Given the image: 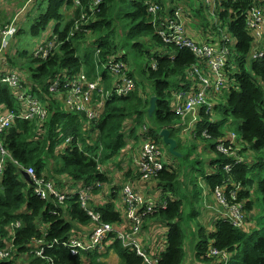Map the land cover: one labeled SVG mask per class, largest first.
<instances>
[{
  "label": "trees",
  "instance_id": "trees-1",
  "mask_svg": "<svg viewBox=\"0 0 264 264\" xmlns=\"http://www.w3.org/2000/svg\"><path fill=\"white\" fill-rule=\"evenodd\" d=\"M26 1L22 0V5ZM95 1L79 0L80 4L76 5V0H44L45 8L33 20L29 33L32 37H39L52 26L51 23H56L52 36L40 47L48 48L50 43H55L46 58L35 54L28 59V52L22 47H17L12 54L8 52L15 36L25 32L19 24L23 23L22 15L28 13L31 6L15 15L16 21H7V12L4 16L0 14V27L16 30L8 42L7 37H0V72L16 73L23 78L22 83L14 88L0 83V108L21 114L24 107L18 98L19 94L38 97L47 107L45 119L16 120L0 138L1 145L8 153L4 160L0 158V164L3 165L0 171V234L6 239H11L10 236L15 234L11 261L0 264H21L16 260L20 255L29 264H47V260L25 256L34 240L43 239L49 243L56 239L65 240L75 231L81 232V227H95L76 194L79 187L99 182L100 187L94 190L90 208L101 213L103 223L124 224L127 220L117 207V204L122 205L123 200L121 197L118 201L117 191L109 192L108 185L113 181V176L109 175L113 171L107 169L106 164L115 161L131 148L128 141L138 140V130L141 128L147 129L143 133L160 147L165 143L159 132L169 129L171 137L177 141L178 150V130L183 126L186 132H190L193 125H196L194 140L202 138L214 141L210 149L212 153L207 155L213 156L207 158L208 170L206 174L203 172L211 191L214 193L217 188H225L229 205H245L243 227H236L228 217L221 216V219L213 218L214 225L196 231V264H264V236L260 235L257 224L250 229L254 210L250 189L256 183L264 201V177L257 182L254 178L255 173L264 171V58L253 57L256 40L247 27L245 17L255 8L264 15V2L214 0L212 4H217L216 8L206 3V10H197L196 0H103L99 9L92 11ZM1 5L8 7L10 3L3 0ZM155 6L160 7L157 14L150 11ZM179 9L185 19L189 16L188 22L195 17L201 19L197 25L199 31L190 33L186 28L187 37L198 45L228 51L222 71L225 75L223 88L219 92L207 89L211 93L207 99L212 110L207 112V105H204L200 111L197 109L195 121L189 114L185 123L174 106L179 94L198 92L202 88L199 77L192 72L199 60L190 48L167 44L158 34L160 24L169 21ZM209 9L215 17L212 25L207 22ZM62 22H67L64 31L60 30ZM225 36L235 38L234 53L231 42L224 44ZM90 37L93 41L88 42ZM92 45V51L86 48ZM141 58L149 59L151 64L138 68L136 62ZM112 61L125 64V73L135 79L137 87L128 96L110 97L103 105L105 108L99 121L89 120L86 112L68 111L49 92V85L58 78L65 81L64 75L80 77L83 73L93 81L103 78L104 88L111 92L119 82V78L116 80L108 75L106 65ZM25 64L26 71L22 75ZM140 84L145 85V88L149 86L150 93L146 94L145 91H149L139 88ZM154 96L157 97L156 109L150 116L149 109ZM94 97L98 103L99 97ZM221 99L223 103L218 104L217 101ZM98 110L96 107L95 111ZM218 117L233 125L237 123L235 129L240 137L236 135L234 143L243 146L241 155L248 158L247 162L234 166L231 171H227L225 166L234 163V157L227 156L217 147L220 143L229 145L234 133L225 132ZM131 123L133 127L128 128ZM147 123L150 125L149 130ZM89 131L96 133V139ZM135 146L136 155L140 143L137 148ZM127 157L133 160L130 151ZM256 162L260 168L257 172L251 168ZM29 168L36 170L38 180L44 179L57 191L66 194V201L61 204L53 195L44 199L35 193L34 186L26 181L22 173ZM125 173L128 179L133 170L129 168ZM177 179V172L165 167L153 179L143 181L139 174V178L133 181L134 190L146 200L138 211L140 215L147 211V203L154 201L157 195L168 202L166 209L158 204L156 213L143 217L141 227V232L150 235L161 231V225L169 229L165 251L158 256L159 264L186 262L181 226L183 201L178 199L179 192L175 190ZM124 187L121 186L120 196ZM220 208L224 210L222 205ZM17 221L21 222V227L11 231V224ZM41 227H45V231ZM113 236L110 235L109 239ZM212 248L220 252V256H210ZM111 251L118 255L119 264H144V259L121 241L107 243L104 255L107 256ZM223 253L227 254L226 258L221 256ZM84 255L92 259L89 264H101L97 262V250ZM46 256L58 264H84L82 257L73 256L68 249L59 245L46 250Z\"/></svg>",
  "mask_w": 264,
  "mask_h": 264
},
{
  "label": "built area",
  "instance_id": "built-area-1",
  "mask_svg": "<svg viewBox=\"0 0 264 264\" xmlns=\"http://www.w3.org/2000/svg\"><path fill=\"white\" fill-rule=\"evenodd\" d=\"M34 1L38 0H28V3H32ZM254 1L264 2V0ZM213 2L214 0H206V3L209 5H211ZM102 3L103 0H96L93 5L94 9H92V11L99 9ZM79 4V0H76V5ZM159 10V6L151 7L150 9L153 14H157ZM245 17L247 21V27L256 40L253 57L254 59L264 58V15L259 9L255 8L251 9ZM13 21H16V19ZM83 21L85 20L83 19ZM15 31L16 30L12 27H0V37H3V39L6 37L11 38ZM158 34L167 44H175L176 46L182 48H190L199 60V62L194 65L192 72L199 77L202 88L198 90V92L192 91L190 93L179 94L177 97V103L174 106L176 112L182 116L183 123H185L189 114H192L190 115L191 117H196V112L199 107L207 105V112H210L213 107L210 103H208L207 98L211 96V93H208L207 89L210 88L214 89L215 92H219L223 88L225 75L222 71L225 67L228 51H219L209 45H198L196 42L187 37L186 24L183 20L182 11L180 9L175 12L174 16L169 21L160 24V27L158 28ZM228 42H231V39L228 36H225L224 44ZM54 47L55 43L52 42L49 44L48 48H39V50L36 52V55L46 58L49 53L52 52ZM99 52L100 51L97 53ZM204 63L206 66H204ZM106 68L108 75L113 78L115 77L116 80L119 78V82L114 86L111 92L104 88L103 78L100 77L101 80L97 79L93 81L85 73H83L80 77L77 75L73 77L64 75V78H66L65 81L58 78V80L49 85V92L53 94L57 100H61V103L59 101L58 102L64 105L67 110L69 109L73 113L86 112L89 116V120H97L100 117L103 105L110 97L114 95L128 96L134 92L137 87L135 79L130 78L129 75L125 73V64L123 62L112 61V63L106 65ZM22 79L23 78H21V76L16 73L3 74L0 72V83L9 84L11 88L21 84ZM211 81L214 82L213 85L211 84ZM95 95L99 97L98 103L95 102ZM18 98L21 102H26L25 104L27 106L28 112L14 114L7 111L3 112V108H0V138L3 132L10 128L16 119H24L27 121H33L36 117H38V119H45L47 107L38 99V97L32 96L31 94H19ZM96 107L99 109L98 111H95ZM88 108L90 111H88ZM236 139V134H233L231 136L229 145L226 146L225 144L220 143L217 147L219 151L226 154L227 156L234 157L235 162L225 166L227 171H231L234 166L246 162L245 157L241 155L243 146L237 144L235 145L234 140L236 142ZM70 140L71 139H69V141ZM138 153L139 154H136L133 160L143 181L153 179L158 172L165 169L166 165L163 162L162 148L154 143L152 138H143L142 142H140ZM6 155H8V153L4 146L0 143L1 160H4ZM2 168L3 165L0 164V171H2ZM26 171L36 185L35 193L44 199L53 195L61 204L66 201V194L57 191L51 183H47L44 179H37V172L34 168H29ZM98 187H100L99 182L92 186L77 188V195L81 200L82 208L91 217L95 227L89 229L81 227V232L75 231V233L69 239L65 240L56 239L50 243L44 241L43 239L34 240L29 245L30 250L25 254V256H34L38 259L47 260V264H58L53 258L46 256V250L53 249L56 245L68 249L73 256H80L83 258L85 253H93L96 250L103 251L107 243L109 245L112 241H121L125 247L134 249L136 253L144 259L145 264H159V255L157 253L149 257L146 252L140 251L137 241V232L140 230L141 234L143 217L149 213H156L158 204L162 205V209H166L168 202L160 199V195H157V198H155L154 201H149L147 203V211L140 215L138 211L142 206L145 205L146 200L139 192L134 190L130 182L126 183L122 193V208L126 210L125 219L127 221L124 224L128 222L132 224L131 231H128L122 228L125 227L124 224L112 225L103 223L101 213L90 208V202L92 200L94 190ZM225 193V188H222V190L217 188L213 193L219 205L224 207V210L216 207L209 208L213 210H219L218 214L223 217H228L234 226L243 227L245 222V205L242 203L229 205ZM119 206L120 204H117L118 208ZM20 227L21 222L17 221L11 224L10 230L15 231ZM110 235L114 236L109 239ZM3 239L6 238H3L0 234V263L11 261L13 254L12 245L15 240V234H13L11 239L7 238V241H3ZM152 242H155V240ZM165 245H159L158 248H163ZM154 252H156V250ZM210 256H220V252H218L215 248H212L210 250ZM221 256L226 258L227 254L223 253ZM83 263L85 264L84 260Z\"/></svg>",
  "mask_w": 264,
  "mask_h": 264
},
{
  "label": "rangeland",
  "instance_id": "rangeland-1",
  "mask_svg": "<svg viewBox=\"0 0 264 264\" xmlns=\"http://www.w3.org/2000/svg\"><path fill=\"white\" fill-rule=\"evenodd\" d=\"M10 3V6L5 7L1 6L2 9V16H4V13L7 12L8 16H6L7 21H12L14 19V16L17 14L22 13V10L25 7H30V10L28 13L22 15L23 23L19 24V27L21 25L23 26L24 33L19 34L15 36L13 42H11V46L8 50L9 54H12L16 48H21L22 50H26L28 52V59L31 56H35V53L39 50L41 47L42 43L49 40L50 37L53 34V29L56 23H51L52 26H50L47 31L42 33L39 37H32L29 33L30 26L33 22V20L43 12L45 6L43 3L44 0H38L36 4L29 3L28 0L23 3L22 5V0H4ZM195 3V8L197 10L204 8L205 10L207 9L206 6V0H196ZM0 5H1V0H0ZM217 5V4H216ZM216 5H208V6H213L216 8ZM19 10V11H17ZM17 11V12H16ZM24 13V12H23ZM189 16L185 19L183 17L184 22L186 23V28L190 33H193L194 31H199V25L201 22L200 18H194V20L188 22ZM207 22L212 25L215 22V17L211 13V9L208 11V16H207ZM67 26V22H62L60 25V30L64 31ZM231 39V49L232 52L234 53L235 51V38L233 36L230 37ZM93 41V39L90 37L88 42ZM86 48L90 49L91 51L94 49L93 45L92 46H86ZM132 59H134L133 54L130 55ZM137 66L138 68H145L147 64H151L149 59L147 58H141L137 60ZM25 67L22 70V75L25 74V68L26 64L24 65ZM103 69H100V71ZM28 73V72H27ZM211 84L213 85L214 82L211 81ZM139 88L144 90L145 85L140 84ZM148 93L145 91L146 94H149L151 89L150 87L145 88ZM61 103V100H58ZM22 106L24 107L23 113H27V106L26 102L22 101ZM218 104L223 103V99L221 101H217ZM44 105V104H43ZM198 110H201V107L198 108ZM1 112V110H0ZM220 122H221V127L225 132H228L229 134H236L238 137H240L239 133L235 129V123H228L224 120L221 119V117H218ZM196 117H192V120H195ZM133 127V123L128 124V128ZM146 127L150 128V125L147 123ZM195 127L196 125L191 126L193 128L192 131L186 132L185 128L183 126L180 127L178 130V137L176 136V139L179 141V148L177 150L179 155H172L169 152V146L164 145L160 148H162V153H163V162L166 165V168H172L177 172L178 179L177 183L175 185V190L179 192L178 199H182L183 201V218L181 220V226L184 232V244L186 247V262L185 264H196L198 261L195 259V248H196V242H197V234L196 231L200 230L201 228H209L211 225H214L212 223V220L209 218V214H212L214 211L213 208H219L220 205L217 202L213 192L211 191L209 185L207 184L206 181V172L208 170V160L207 158H212L211 156H207L208 153L211 152V145L214 144V141H208L204 140L202 138L198 139H193L194 133H195ZM143 130H147L145 128L139 129L138 133V140L134 139H129L128 143L131 146L125 153L131 152V154L135 153L134 145L142 142V139L144 137H147V134L143 133ZM177 131V132H178ZM92 134L93 137L95 138V132L90 133ZM160 134V132H159ZM131 138V137H130ZM96 139V138H95ZM127 149V148H126ZM121 154V155H122ZM139 153H137L138 155ZM119 156L115 161H110L106 164L107 169H112L113 174L115 175L113 177V181L110 185H108L109 192L112 193V191H117L118 196L120 197V191H121V186L124 187V184L130 182L131 185L133 186V181L139 178V172L138 169L135 165V163L132 161V157H125V156ZM256 156H258V153H255ZM135 157V156H134ZM134 159V158H133ZM248 160V158L246 159ZM123 162L127 163V165H124ZM247 162V161H246ZM255 162L252 160V164ZM131 168L133 170V174L127 179L125 177V172ZM251 168L255 172L259 170V165L258 162L255 163V165H252ZM104 173H106V170H103ZM203 172L205 174H203ZM255 181L257 182L260 178L264 177V171L262 173H255ZM124 183V184H123ZM141 185H143V182H141ZM150 183V182H149ZM134 187V186H133ZM250 189V188H249ZM161 190V189H160ZM252 193V201L254 203V210H253V217L252 221L250 224V229H253L256 227V224L258 225L260 235L264 236V201L261 192L258 189L257 183L253 186V188L250 189ZM169 194H173V192H169ZM123 207V206H122ZM120 212L122 213V216L125 217L126 215V210L124 208H121ZM249 215V213H248ZM211 217V215H210ZM219 219H221V215H219ZM125 227L129 228L131 231V226L132 224L130 222L124 224ZM42 230H45V227H41ZM76 229V228H74ZM169 229L168 227H163L161 225V231L158 233H154L153 235L146 234V232H141L140 230L137 232V237L139 235V239L137 238L138 241V246L140 251L146 252L149 257L153 256V254H158L160 255L162 252L165 251V244L167 243V233ZM13 237V234L10 236V238ZM155 240V242H152ZM3 241H7V239H3ZM149 241V242H148ZM211 243V242H209ZM165 245L163 248H158L159 245ZM211 247V245L209 246ZM156 250V252H154ZM158 250V252H157ZM112 252V251H111ZM94 253V252H93ZM92 253V254H93ZM97 254L99 255L97 257L98 261L101 264H116V262L111 261L109 259H112L110 253L105 256L104 252L102 250L97 251ZM109 257V258H108ZM25 257L19 256L16 260H18L21 264H29L30 262H27L26 260L24 261ZM83 260L85 261V264H89L92 262V259L89 258L87 255L83 256ZM17 261V263H18ZM24 261V262H23ZM23 262V263H22ZM145 264V262H144ZM206 264V263H203Z\"/></svg>",
  "mask_w": 264,
  "mask_h": 264
},
{
  "label": "water",
  "instance_id": "water-1",
  "mask_svg": "<svg viewBox=\"0 0 264 264\" xmlns=\"http://www.w3.org/2000/svg\"><path fill=\"white\" fill-rule=\"evenodd\" d=\"M9 39H10V37H7L6 41H8ZM156 101H157V97L156 96L152 97L151 106L149 109V115L150 116H152L155 112ZM160 136L163 138L165 145L169 146L170 154L179 155L177 152V146H178L177 141L171 137L170 130L169 129H162L160 131ZM22 173H23V177L26 179V181L29 182L30 185L34 186V182H33L32 178L24 171Z\"/></svg>",
  "mask_w": 264,
  "mask_h": 264
},
{
  "label": "crops",
  "instance_id": "crops-1",
  "mask_svg": "<svg viewBox=\"0 0 264 264\" xmlns=\"http://www.w3.org/2000/svg\"><path fill=\"white\" fill-rule=\"evenodd\" d=\"M3 112H5V111L3 110ZM128 153H129V152H127L124 156L127 157ZM134 156H135V154H133V158H134ZM132 161H133V160H132ZM123 164H124V165H127V163H125V162H123ZM109 176H113V177H114L115 175L112 174V175H109ZM134 181H135V180H134ZM136 184H137V186L140 185L139 183H136ZM121 197H122V196L119 197V200H118V201L121 200ZM119 208H120V210H121L122 205H120ZM218 211H219V210H214V211L212 212V214H209V218H210L211 220H213V218L216 219V217L219 218ZM210 215H211V217H210ZM148 242H149V241H148ZM110 255L112 256V257H111L112 259H109V260L116 262V264H119V263H120V259H119V257H118L117 254H115L114 252H110ZM108 258H109V257H108Z\"/></svg>",
  "mask_w": 264,
  "mask_h": 264
},
{
  "label": "clouds",
  "instance_id": "clouds-1",
  "mask_svg": "<svg viewBox=\"0 0 264 264\" xmlns=\"http://www.w3.org/2000/svg\"><path fill=\"white\" fill-rule=\"evenodd\" d=\"M208 5H209V4H208ZM1 6H2V5H0V14H2V9H1ZM10 39H11V38H10ZM10 39H9V40H10ZM9 40H8V41H9ZM8 41H7V42H8ZM35 54H36V53H35ZM5 85H6V84H5ZM114 96H115V95H114ZM106 102H107V101H106ZM106 102H105V104H106ZM104 108H105V107H103V108L101 109V114H100V117H99L97 120H94V121H99V120H100V118H101V116H102V113H103V110H104ZM46 109H47V108H46ZM3 110H4L5 112L7 111L5 108H3ZM16 120H23V121H27V120H24V119H16ZM16 120H15V121H16ZM69 139H71V138H69ZM0 158H1V157H0ZM246 161H247V160H246ZM133 162H134V161H133ZM23 171L27 173V171H26V170H23ZM23 171H22V172H23ZM27 174H28V173H27ZM28 175H29V174H28ZM35 186H36V185L34 184V190H35ZM91 186H92V185H91ZM77 191H78V190H77ZM77 191H76V194H77Z\"/></svg>",
  "mask_w": 264,
  "mask_h": 264
}]
</instances>
